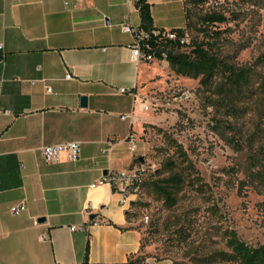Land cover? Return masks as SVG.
<instances>
[{
	"label": "crops",
	"instance_id": "crops-1",
	"mask_svg": "<svg viewBox=\"0 0 264 264\" xmlns=\"http://www.w3.org/2000/svg\"><path fill=\"white\" fill-rule=\"evenodd\" d=\"M135 1L0 0V264H123L141 256V233L120 193L91 187L136 158L126 139L139 130L132 114L149 62L132 57L133 37L121 30L126 21L140 24ZM147 1L154 25L166 28L173 0ZM69 141L80 143L76 161L44 160L42 146ZM21 202L26 208L13 213Z\"/></svg>",
	"mask_w": 264,
	"mask_h": 264
},
{
	"label": "rangeland",
	"instance_id": "rangeland-1",
	"mask_svg": "<svg viewBox=\"0 0 264 264\" xmlns=\"http://www.w3.org/2000/svg\"><path fill=\"white\" fill-rule=\"evenodd\" d=\"M208 2L189 3L190 20L222 3L217 9L227 20L210 29L208 47L250 68L248 83L229 89L217 73L204 84L155 58L133 117L139 127L133 153L142 158L133 165L142 175L127 203L128 219L141 233V256L172 264H237L220 255L230 252L232 233L252 246L264 244V0ZM163 17L166 28L184 27L180 0ZM186 30L187 41L202 38L194 26ZM172 174L183 182L170 202L155 184L165 185Z\"/></svg>",
	"mask_w": 264,
	"mask_h": 264
},
{
	"label": "trees",
	"instance_id": "trees-1",
	"mask_svg": "<svg viewBox=\"0 0 264 264\" xmlns=\"http://www.w3.org/2000/svg\"><path fill=\"white\" fill-rule=\"evenodd\" d=\"M209 0H184L185 8V26L178 28H160L156 27L153 23L151 4L147 0H136L135 6L139 11L140 24L138 25L145 31H152L158 29L163 32L165 29H169L176 33L175 39L169 38H151L149 40L151 49L148 50L157 59H166L170 67L176 74L187 76L190 78H200V82L209 83L217 73H221L223 76V85L231 88H241L249 81L251 69L247 67H236L231 63L224 61L219 56L211 52L208 40L210 29L217 27V24L223 23L227 20L225 11L217 9L222 3L216 2L215 6L209 8L204 14L199 15L196 20H190V9L188 4L201 7L205 3H209ZM217 1V0H215ZM242 1V0H236ZM194 26L198 33L202 34V38H194L193 40L185 41L181 43V38L186 37L187 28ZM218 33V30H212ZM184 47H190V50L183 49ZM183 49V50H182ZM264 59V54L262 55ZM185 156V152H181ZM186 158V157H185ZM139 158H135L131 165ZM140 160V159H139ZM264 177V173L262 172ZM163 184H155V188L159 191L166 200L173 202L174 198L172 194L177 191L182 184V177L180 174L169 175ZM129 216V212H127ZM230 252H221V258L227 261H236L237 264H264V244L252 246L242 240H240L235 233H232L226 241ZM88 244L85 248V259L87 260ZM144 260L143 257L129 256L127 261L123 264H136ZM87 263V261L84 262ZM183 264V263H173Z\"/></svg>",
	"mask_w": 264,
	"mask_h": 264
},
{
	"label": "built area",
	"instance_id": "built-area-1",
	"mask_svg": "<svg viewBox=\"0 0 264 264\" xmlns=\"http://www.w3.org/2000/svg\"><path fill=\"white\" fill-rule=\"evenodd\" d=\"M64 3L69 4V0H64ZM121 30L125 33H129L133 37V41L131 43V53L132 57L136 60H143L146 62L155 59L156 57L150 53L148 50L151 49V45L149 40L151 38H169L175 39L176 33L170 31L169 29H165L161 32L158 29H154L152 31H145L141 29L139 26L133 25L130 21H126L121 24ZM181 43L187 41L186 37L181 38ZM2 48V44L0 43V50ZM38 69L40 67L38 66ZM66 78H72L70 73L66 74ZM121 92H125V88L120 89ZM1 112V110H0ZM134 114H132V119ZM135 135L130 133L127 137V141L129 142V148L131 151L136 150L135 144ZM114 140L107 139L106 145L102 149L103 153L109 154L112 151ZM80 143L77 141H69L63 143L56 144H48L44 145L41 148V153L45 161L47 162H59L63 159L68 161H76L80 157ZM142 175V168L138 165H130L127 168L120 170H108L106 174H103L98 180L91 184V187H97L100 185L108 184L113 191L120 193L121 195V203L127 204L130 196L135 194L139 189L140 185V176ZM25 204L21 202L20 204L14 205L11 207V211L13 213H18L24 210ZM82 227V226H80ZM78 227H71L72 230ZM41 239H44L46 236L41 234Z\"/></svg>",
	"mask_w": 264,
	"mask_h": 264
},
{
	"label": "water",
	"instance_id": "water-1",
	"mask_svg": "<svg viewBox=\"0 0 264 264\" xmlns=\"http://www.w3.org/2000/svg\"><path fill=\"white\" fill-rule=\"evenodd\" d=\"M80 103H81V106H84V107L87 105V97L85 95H82L80 97ZM140 160H142V158H140ZM104 174H106V171ZM92 217L93 216H90V218H92ZM38 221L43 222L44 218H39Z\"/></svg>",
	"mask_w": 264,
	"mask_h": 264
}]
</instances>
